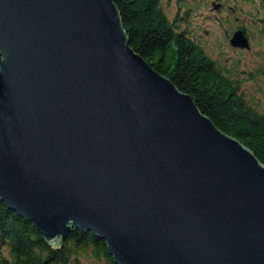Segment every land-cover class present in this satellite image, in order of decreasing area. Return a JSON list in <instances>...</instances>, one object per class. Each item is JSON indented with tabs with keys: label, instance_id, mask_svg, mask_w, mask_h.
I'll list each match as a JSON object with an SVG mask.
<instances>
[{
	"label": "water",
	"instance_id": "obj_1",
	"mask_svg": "<svg viewBox=\"0 0 264 264\" xmlns=\"http://www.w3.org/2000/svg\"><path fill=\"white\" fill-rule=\"evenodd\" d=\"M0 197L118 264H264V163L135 51L114 0H0Z\"/></svg>",
	"mask_w": 264,
	"mask_h": 264
},
{
	"label": "trees",
	"instance_id": "obj_2",
	"mask_svg": "<svg viewBox=\"0 0 264 264\" xmlns=\"http://www.w3.org/2000/svg\"><path fill=\"white\" fill-rule=\"evenodd\" d=\"M114 1L135 51L189 93L222 131L237 137L264 163V111L243 93L239 80L227 74L189 34L194 8L179 1L170 17L162 0ZM258 1L264 10V0ZM261 21L264 26V16ZM237 27L247 33L244 25ZM0 264L118 263L107 241L92 230L73 228L61 244L49 243L33 222L0 197Z\"/></svg>",
	"mask_w": 264,
	"mask_h": 264
},
{
	"label": "rangeland",
	"instance_id": "obj_3",
	"mask_svg": "<svg viewBox=\"0 0 264 264\" xmlns=\"http://www.w3.org/2000/svg\"><path fill=\"white\" fill-rule=\"evenodd\" d=\"M179 1L194 8L189 15V34L227 74L239 80L243 93L257 109L264 111V26L261 21L264 10L259 1L162 0L170 17ZM214 1L221 3L220 8L213 7ZM240 24L247 29L250 48L234 47L230 43Z\"/></svg>",
	"mask_w": 264,
	"mask_h": 264
}]
</instances>
